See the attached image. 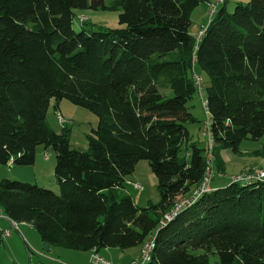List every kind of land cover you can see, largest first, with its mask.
Wrapping results in <instances>:
<instances>
[{"label": "trees", "instance_id": "16d2710c", "mask_svg": "<svg viewBox=\"0 0 264 264\" xmlns=\"http://www.w3.org/2000/svg\"><path fill=\"white\" fill-rule=\"evenodd\" d=\"M213 2L0 0V166H30L38 147L52 149L59 192L2 180L8 221L31 225L43 244L83 252L142 250L155 238L147 264H264L262 180L212 187L161 226L210 165L225 171L219 151L238 154L243 141L264 138V0L233 13L226 0L210 16ZM202 4L210 21L198 41L191 17ZM88 8L121 9L124 28L77 32L75 11ZM196 77L212 149L189 128L200 123L190 108ZM63 100L98 117L87 151L70 147L67 128L57 134L48 124L52 101L58 110ZM140 161L158 180L160 201L147 208L120 193Z\"/></svg>", "mask_w": 264, "mask_h": 264}, {"label": "rangeland", "instance_id": "374dc122", "mask_svg": "<svg viewBox=\"0 0 264 264\" xmlns=\"http://www.w3.org/2000/svg\"><path fill=\"white\" fill-rule=\"evenodd\" d=\"M228 9L233 13L237 4L242 3L246 5L249 0H227ZM110 0H106V5L109 6ZM122 10H93V9H80L75 11V18L73 20L74 29L77 32L82 31L84 28L87 32L98 30L99 28L105 30H118L123 29L124 26L120 24L119 16ZM85 21V22H84ZM210 17L206 5H200L191 17V34L197 38L199 32L209 24ZM198 72H200L198 70ZM206 82L204 74H200ZM206 100V99H205ZM56 104L52 101L48 113L47 121L49 126L57 134L62 133L64 129L69 130L70 147L78 151L88 150V137L92 135L93 130L97 129L98 117L92 112L76 106L67 100H63L55 108ZM190 108L195 117L200 120L197 125H190L191 136L194 142L199 146L207 148L209 144V131L208 135H204L205 121L207 115L203 108V103L200 95L197 93L194 96ZM58 116H62L65 120L64 124H60ZM264 138L258 141L245 140L240 146V153L235 154L229 150L219 151V159L223 162L225 171L221 173L217 164L214 163L212 168V182L211 187L220 184L232 182V178L249 174V171L254 170L253 174L264 173ZM46 158H48L46 160ZM56 164V155L52 149H45L40 146L37 148L35 163L30 166L22 165H2L0 166V182L4 179L14 180L26 183H38L44 189L49 188V181L54 182V169ZM223 177V178H222ZM264 181V179H262ZM43 184V185H42ZM51 190V189H50ZM54 192V190H52ZM55 193H59L55 191ZM122 195H128L132 198L134 204L140 208H147L150 205H156L160 201L158 190V180L152 173L148 161H140L132 175L126 178L124 187L120 189ZM180 200V199H179ZM3 221H0V225ZM8 231L11 233V239L17 240V248L14 251L8 250L5 246L10 238L4 239V245L0 251V264H37L39 259L38 251L36 250V238H39L36 229L31 231L30 235L21 234L18 227H12L8 224ZM4 230V229H2ZM25 231L24 227H21ZM34 232V233H33ZM27 233V232H26ZM33 234V235H32ZM11 240V241H12ZM39 240V239H37ZM39 245V252L44 256L51 257L54 254L52 251H45ZM56 250L55 255L60 252L65 255L55 258L54 261L48 264H91L90 256L92 252L75 251L64 249L60 247H53ZM105 249L101 250V256H104ZM140 248H133L128 251L134 252ZM50 251V252H49ZM126 254V253H125ZM30 257L33 259L30 260ZM57 257V256H56ZM33 260V262H32ZM114 263H121L118 256H112Z\"/></svg>", "mask_w": 264, "mask_h": 264}, {"label": "built area", "instance_id": "2783aa9c", "mask_svg": "<svg viewBox=\"0 0 264 264\" xmlns=\"http://www.w3.org/2000/svg\"><path fill=\"white\" fill-rule=\"evenodd\" d=\"M226 0H215L213 3H209L208 7L210 9V16H212L217 11V7L221 4H223ZM203 35V31L200 32L198 36V41H200L201 37ZM195 85L198 90V93L200 97H203L204 95V81L201 77H196ZM204 106V110L206 115L208 116V108L205 102H202ZM60 124H64L65 120L62 116H58ZM210 128V121L207 118L205 121V132L204 135H208V131ZM209 147L212 149L214 147V143L212 141L211 135L209 133ZM211 163V162H209ZM9 166H13V160H10L8 162ZM210 172L205 176L203 182L200 184V186L195 189L192 194L188 197H182L180 200H178L177 204L174 206V208L164 216L163 221L161 222V226L165 227L168 223H170L172 220H174L181 212L186 210L187 208L193 206L197 201H199L204 195L210 193L212 191L211 182H212V169L211 165L209 167ZM264 179V173H257V174H243L241 177L232 178L233 183H240V182H248L251 180H262ZM15 227H17V224H14ZM4 237L7 238L10 236L9 231H4ZM155 248V238L151 239L150 241L146 242L141 250V255L138 260L132 262L131 264H147L151 260L152 252ZM90 263L91 264H112V262L105 257L101 256L98 252L92 251V254L90 256Z\"/></svg>", "mask_w": 264, "mask_h": 264}, {"label": "crops", "instance_id": "0c3cea01", "mask_svg": "<svg viewBox=\"0 0 264 264\" xmlns=\"http://www.w3.org/2000/svg\"><path fill=\"white\" fill-rule=\"evenodd\" d=\"M48 158H46L47 160ZM223 178V177H222ZM49 188L53 189V190H57L55 188V185H54V182L52 181H49ZM38 184V183H36ZM228 183L226 184H220V185H216L214 186V188H221V187H224L225 185H227ZM39 185V184H38ZM43 185V184H42ZM40 186V185H39ZM0 221H3V224L0 225V229H4V231H8V224L11 225L12 227H14V224L11 223L10 221H8L5 217V213H4V210L0 207ZM18 227V231L21 233V234H26V235H30L31 234V231H33V227L29 224H18L17 225ZM21 227H24L25 228V231H22L21 230ZM27 232V233H26ZM34 233V232H33ZM33 235V234H32ZM39 236V235H38ZM7 238H10L11 239V233H10V236L7 237ZM39 239V240H37ZM12 240V239H11ZM7 241V244H6V248L10 251H14L15 248H17V240L14 239L12 241ZM36 250L38 251V254H39V259H38V262L37 264H48V263H51V260L52 262L54 261V257L55 258H60L59 256H62V255H65L64 253L60 252V254H56L55 255V251L56 250H52L54 249L53 247L54 246H50V251H52L54 254H52V259L51 257H48V256H44L41 252H39V245L42 247L43 242L40 240V237L39 238H36ZM49 251V252H50ZM140 251H141V248L140 250L137 251V255L133 254L134 252H131V251H121V250H118V249H105L103 251L104 253V256L106 259L110 260L112 262V264H131L132 262L136 261L139 259L140 257ZM92 252V251H91ZM101 252V251H100ZM99 252V254H101ZM90 253V252H89ZM126 253V254H125ZM57 256V257H56ZM112 256H118V260L121 261V263H114V261L112 260ZM33 259L32 257H30V260ZM33 262V260H32ZM55 262V261H54Z\"/></svg>", "mask_w": 264, "mask_h": 264}, {"label": "water", "instance_id": "95a60500", "mask_svg": "<svg viewBox=\"0 0 264 264\" xmlns=\"http://www.w3.org/2000/svg\"><path fill=\"white\" fill-rule=\"evenodd\" d=\"M43 247H44L43 249H44L45 251L50 250V245H49V244H44Z\"/></svg>", "mask_w": 264, "mask_h": 264}]
</instances>
